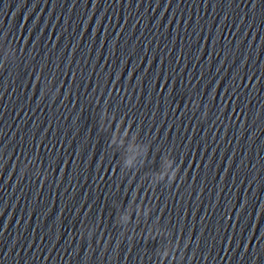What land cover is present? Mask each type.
I'll return each mask as SVG.
<instances>
[{"label": "water", "instance_id": "obj_1", "mask_svg": "<svg viewBox=\"0 0 264 264\" xmlns=\"http://www.w3.org/2000/svg\"><path fill=\"white\" fill-rule=\"evenodd\" d=\"M0 264H264V0H0Z\"/></svg>", "mask_w": 264, "mask_h": 264}, {"label": "clouds", "instance_id": "obj_2", "mask_svg": "<svg viewBox=\"0 0 264 264\" xmlns=\"http://www.w3.org/2000/svg\"><path fill=\"white\" fill-rule=\"evenodd\" d=\"M198 105H199V102L197 101L195 107H198ZM131 163H132L131 160L125 161V165L128 167L131 166ZM178 172H179V166L177 165V167L175 169H173L171 174L168 176V180L170 183H173L176 180ZM125 219H127V217H125Z\"/></svg>", "mask_w": 264, "mask_h": 264}]
</instances>
